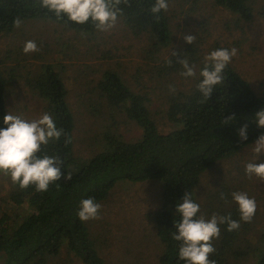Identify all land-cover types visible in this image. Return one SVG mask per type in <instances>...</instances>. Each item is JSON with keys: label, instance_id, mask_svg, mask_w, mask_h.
I'll list each match as a JSON object with an SVG mask.
<instances>
[{"label": "trees", "instance_id": "16d2710c", "mask_svg": "<svg viewBox=\"0 0 264 264\" xmlns=\"http://www.w3.org/2000/svg\"><path fill=\"white\" fill-rule=\"evenodd\" d=\"M211 1L243 22L252 19V0ZM154 3L155 0H128L127 5H120L122 12L118 16L132 34L147 38L151 55L172 44L166 12L162 11L158 20L149 12ZM17 20L49 21L80 34L96 31L90 21L76 25L66 17L57 18L40 7V0H0V37L10 33ZM175 52L176 56L171 55L157 65L156 75L164 82L166 119L179 129L160 134L149 109V94L134 92L117 73L106 71L93 84L95 101L87 107L101 119L99 132L87 145V158L75 151V120L67 102L66 84L56 66L43 63L23 77L26 89L43 101L44 113L50 114L57 127L64 130L59 140L42 146L40 153L63 161L62 176L46 192H37L34 186L21 190L11 182L6 198L0 199V264H47L62 247L81 264H104L96 241L77 212L84 199L103 202L119 182L160 185L159 207L147 216L161 246L158 261L186 264L178 258L179 242L172 239L175 224L180 220L175 207L184 193H190L198 203L195 191L201 175L264 134V128H257L253 121L255 113L264 109V88L256 93L228 64L223 72L225 82L201 103L204 97L196 86L202 80L199 73L205 61L200 58L199 44H187ZM180 59L195 65L194 78L180 75ZM17 76L15 68L0 63V128L4 127L3 116L8 112L7 93L21 79ZM175 78L189 80L191 84L182 89ZM229 115L235 120L225 125L224 119ZM124 120L141 129L139 140L123 139L118 128ZM244 124L247 140L240 141L238 130ZM227 189L220 192L224 194L223 200L220 193L214 195L204 214L207 219L213 214L231 215L240 227L229 232L227 225H220V236L212 241L215 252L209 259L215 264H264V226L260 232H254L253 221H240L232 192ZM198 215L203 216L201 207Z\"/></svg>", "mask_w": 264, "mask_h": 264}, {"label": "rangeland", "instance_id": "374dc122", "mask_svg": "<svg viewBox=\"0 0 264 264\" xmlns=\"http://www.w3.org/2000/svg\"><path fill=\"white\" fill-rule=\"evenodd\" d=\"M252 8V19L243 22L214 6L211 0H170L166 15L172 44L153 55L147 51V38L132 34L120 19L111 30L96 29L92 34L75 33L49 21L22 22L0 37V63L15 68L18 79L21 78L7 93L6 109L29 121L44 114L43 101L26 89L22 79L40 64H54L68 90L67 102L75 120V151L87 158V145L99 132L101 123L87 108L95 101L92 86L104 72L111 71L134 92L149 94V109L157 131L167 134L179 127L166 119L164 82L156 75V67L172 52L187 45L183 35H195L193 44H199L202 61L213 50L235 48L237 54L229 64L256 93L264 88V0H252ZM29 40L35 41L39 50L25 54L23 47ZM175 82L182 89L191 84L180 78H175ZM118 129L127 142L141 137V129L130 121H122ZM252 147V144L246 146L201 175L195 194L205 219L209 201H214L217 193L228 188L226 191L247 193L255 199L254 232L263 229L264 182L245 175V165L256 160ZM256 163H264V155L259 156ZM11 184L0 174L1 200L6 198ZM99 204L100 218L84 223L96 241L104 264H159L161 246L147 216L159 207L160 185L157 182H119ZM47 264L81 263L62 247Z\"/></svg>", "mask_w": 264, "mask_h": 264}, {"label": "clouds", "instance_id": "9594fccd", "mask_svg": "<svg viewBox=\"0 0 264 264\" xmlns=\"http://www.w3.org/2000/svg\"><path fill=\"white\" fill-rule=\"evenodd\" d=\"M128 0H40V7L53 12L57 18L66 17L68 21L83 25L91 22L98 31L107 32L115 27L118 16L121 14V4L127 5ZM168 0H155L149 12L159 19V14L168 10ZM20 21H16L19 26ZM185 44L192 45L195 35H183ZM35 41H26L23 47L25 54L37 52ZM176 56V52L171 53ZM235 48L218 49L211 51L204 57L205 65L199 75L202 80L197 84V90L207 101L213 95L217 85L225 82L224 69L236 56ZM171 63V60H170ZM184 78L196 76L195 65H190L186 59L178 60ZM174 91V89H170ZM235 117L229 115L224 119L228 125ZM257 128H264V109L255 113L253 119ZM4 127L0 128V174L8 176L14 185L21 190L34 186L37 192H46L50 184L61 179L60 165L63 163L56 156L40 155L42 146L50 141H57L64 134L58 128L52 116L42 114L38 119L26 120L12 112L3 116ZM247 124L238 130L240 141L247 140ZM252 151L256 157L264 155V134H261L252 144ZM256 160L245 165V175L249 179L264 182V163ZM220 193V199H224ZM232 200L237 205L239 220L250 223L256 213V201L247 193L233 192ZM101 205L92 198L84 199L77 212L81 222L99 219ZM175 211L180 220L175 224V233L172 239L179 242L178 258L186 264H215L209 256L215 252L212 241L220 236V225H227L226 230L232 232L240 227V222L233 220L231 215L218 216L213 214L209 219L198 215L200 205L195 202L190 193H184L181 202H178Z\"/></svg>", "mask_w": 264, "mask_h": 264}]
</instances>
